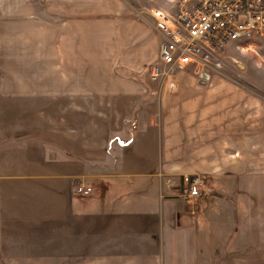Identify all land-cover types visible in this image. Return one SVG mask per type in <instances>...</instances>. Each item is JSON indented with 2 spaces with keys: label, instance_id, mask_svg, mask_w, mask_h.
I'll use <instances>...</instances> for the list:
<instances>
[{
  "label": "crops",
  "instance_id": "crops-1",
  "mask_svg": "<svg viewBox=\"0 0 264 264\" xmlns=\"http://www.w3.org/2000/svg\"><path fill=\"white\" fill-rule=\"evenodd\" d=\"M123 9L0 0V264H264V105L225 103L224 130L223 101L183 73L143 101L162 40L132 22L138 40H113Z\"/></svg>",
  "mask_w": 264,
  "mask_h": 264
},
{
  "label": "built area",
  "instance_id": "built-area-1",
  "mask_svg": "<svg viewBox=\"0 0 264 264\" xmlns=\"http://www.w3.org/2000/svg\"><path fill=\"white\" fill-rule=\"evenodd\" d=\"M153 29L161 37L159 62L150 69L153 81L168 72L206 77L224 70L230 48L245 51L255 38H264V0H179L172 13L151 11ZM184 198L200 199L206 190L201 175L182 177ZM76 193L93 194L80 184Z\"/></svg>",
  "mask_w": 264,
  "mask_h": 264
},
{
  "label": "rangeland",
  "instance_id": "rangeland-1",
  "mask_svg": "<svg viewBox=\"0 0 264 264\" xmlns=\"http://www.w3.org/2000/svg\"><path fill=\"white\" fill-rule=\"evenodd\" d=\"M119 1L121 2V8H124L122 14L124 15V19L127 20L128 25L127 27L124 26L122 31L117 34L118 37H113V40H138L134 27L131 26L130 22L134 24H144L153 28V21L150 15L151 11L160 10L172 13L176 10V4L179 0ZM96 40H106L99 27H97L96 30ZM145 40L149 39L145 36ZM227 57L228 59L223 71L210 72L206 77L196 76L190 70L186 72H168L163 79L154 84L158 93L156 92L154 95H149L144 98L143 101L159 102L163 97L162 91L166 86L169 87V91L171 92H174L177 89V86L179 90H181L182 87H180V84L183 83H181L179 77H183L180 76V73H183L182 75L189 78L191 77L195 86H199L201 81L208 83V87L203 88L206 89L207 99L210 101H223L222 104L224 105L225 103H231L232 101L244 102L245 100H248L259 105H264V38H255L249 43L248 50L245 51L230 48L227 52ZM148 72L149 70H147V73ZM235 89L239 93L231 91ZM253 106L256 105L253 104ZM154 107V116L157 117V108L156 106ZM224 108V123H220L225 126L224 130H227L232 127L230 119L233 117V114L230 113L231 109L228 108V105H224ZM135 109L130 123L135 122L136 124L142 114V107L140 106V108L137 107ZM135 114H137V116L134 118ZM240 120H243V117ZM130 127L131 126L128 128L130 129Z\"/></svg>",
  "mask_w": 264,
  "mask_h": 264
},
{
  "label": "trees",
  "instance_id": "trees-1",
  "mask_svg": "<svg viewBox=\"0 0 264 264\" xmlns=\"http://www.w3.org/2000/svg\"><path fill=\"white\" fill-rule=\"evenodd\" d=\"M135 116H137V114L134 115V118ZM132 126H133V129L131 130L132 133L130 132V141L128 142L129 144L132 143V141L134 140L136 136V131H134V127L136 126L135 122L132 123Z\"/></svg>",
  "mask_w": 264,
  "mask_h": 264
},
{
  "label": "water",
  "instance_id": "water-1",
  "mask_svg": "<svg viewBox=\"0 0 264 264\" xmlns=\"http://www.w3.org/2000/svg\"><path fill=\"white\" fill-rule=\"evenodd\" d=\"M207 84H208V83H207V82H204V81H201V82H200V85H203V86H207Z\"/></svg>",
  "mask_w": 264,
  "mask_h": 264
}]
</instances>
